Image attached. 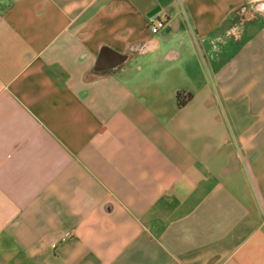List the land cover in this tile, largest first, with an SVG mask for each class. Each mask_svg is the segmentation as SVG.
<instances>
[{
	"label": "crops",
	"instance_id": "obj_1",
	"mask_svg": "<svg viewBox=\"0 0 264 264\" xmlns=\"http://www.w3.org/2000/svg\"><path fill=\"white\" fill-rule=\"evenodd\" d=\"M0 264H264V0H0Z\"/></svg>",
	"mask_w": 264,
	"mask_h": 264
},
{
	"label": "built area",
	"instance_id": "obj_2",
	"mask_svg": "<svg viewBox=\"0 0 264 264\" xmlns=\"http://www.w3.org/2000/svg\"><path fill=\"white\" fill-rule=\"evenodd\" d=\"M166 20L165 19H157L151 21L149 24V28L153 34H157L166 26Z\"/></svg>",
	"mask_w": 264,
	"mask_h": 264
},
{
	"label": "trees",
	"instance_id": "obj_3",
	"mask_svg": "<svg viewBox=\"0 0 264 264\" xmlns=\"http://www.w3.org/2000/svg\"><path fill=\"white\" fill-rule=\"evenodd\" d=\"M178 97H180V94L178 95ZM180 104H181V105H183V103H182V102H180Z\"/></svg>",
	"mask_w": 264,
	"mask_h": 264
}]
</instances>
